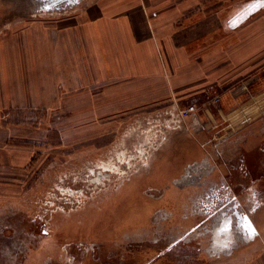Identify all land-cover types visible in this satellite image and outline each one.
I'll use <instances>...</instances> for the list:
<instances>
[{"label": "rangeland", "instance_id": "obj_1", "mask_svg": "<svg viewBox=\"0 0 264 264\" xmlns=\"http://www.w3.org/2000/svg\"><path fill=\"white\" fill-rule=\"evenodd\" d=\"M263 1L208 0L207 11L221 9L227 27L237 23L241 45L253 23H264ZM48 2L53 0H0V36L9 35L0 44L16 50L0 54V61L14 63L0 83L13 88L16 105L0 109V264H186L198 254L190 244L205 248L206 237L198 233L218 211L200 193L221 177L220 167L232 171L229 180L238 189L249 186L238 167L245 156L264 157V114L235 118L221 138L212 131L213 139L191 157V134H199L206 120L198 104H138L119 101L102 84L88 89L87 69L71 52L77 34L48 38L53 49L61 39L62 64L49 53H32L27 68L23 29L46 18L52 31V20L81 4L58 7L55 0L49 8ZM231 14L238 20L230 21ZM192 104L194 111L183 117L180 111ZM235 137L239 147L228 160L220 157L218 149ZM173 142L188 148L174 149ZM262 162L251 165L256 176L264 174Z\"/></svg>", "mask_w": 264, "mask_h": 264}, {"label": "crops", "instance_id": "obj_2", "mask_svg": "<svg viewBox=\"0 0 264 264\" xmlns=\"http://www.w3.org/2000/svg\"><path fill=\"white\" fill-rule=\"evenodd\" d=\"M80 1L76 12L51 21L50 24L54 25L52 31L46 27V18H39L38 23L23 29L22 53L27 68H30L28 60L34 59L32 53H49L51 59L62 64L64 50L61 39L53 49L46 45L48 38L53 33L61 37H75L77 34L78 44L71 48V52L76 56L78 66L82 63L87 69L88 89L102 84L105 88L110 87L119 101L138 104L169 100L180 101L182 106L198 104L199 116L206 120L200 125L199 134L195 137L191 134L195 139V155L191 157H198L196 150L202 147L203 142L213 139L212 131H219L221 138L226 132H231L224 130L229 129L227 124H234L235 118L264 114L263 20L253 23L246 41L240 45L239 25L230 22V27L225 26L221 9L207 11L208 0ZM237 17L231 14L230 21ZM6 35L9 42L8 32ZM6 35L2 34L0 40ZM2 46L0 44V54L6 50L12 54L16 52L10 43ZM257 53L258 58L255 57ZM13 66L12 60L0 61V76L8 77L6 70ZM35 72H30V75L34 76ZM13 91L5 80L0 83L1 110L11 111L16 106ZM215 96L220 97L219 102H213ZM211 104L216 108L211 109ZM248 131L251 134L254 129ZM234 140L231 138L221 150L218 149L220 157L228 160L229 151L239 147L241 142L237 137ZM173 143L174 149L188 148L187 143ZM245 143L247 148L251 141ZM259 159L264 163L262 156H245L244 161L237 163H240L238 168L245 169L243 179L250 182L244 189H238L229 180L232 171L220 167L221 177L216 180L215 176L214 183L202 190L200 195L211 197V203L218 211L207 220L204 232L198 233L206 237L202 242L205 248L201 250L198 245L190 244L189 248L198 254L192 253L186 264H264V174L256 176L252 173V166L258 165ZM231 162H235V158L228 164H221L227 168ZM166 179L171 178L166 176ZM168 191L175 193L177 190L171 188ZM177 192L186 193L187 190ZM207 208L201 212L206 213L209 211ZM213 227H218L220 233L227 231L220 235L221 247L232 244V240L226 243L223 238L229 235V227L230 232L231 229L237 231L238 238L230 251H211L213 235L210 231Z\"/></svg>", "mask_w": 264, "mask_h": 264}, {"label": "bare ground", "instance_id": "obj_3", "mask_svg": "<svg viewBox=\"0 0 264 264\" xmlns=\"http://www.w3.org/2000/svg\"><path fill=\"white\" fill-rule=\"evenodd\" d=\"M182 182V181H181ZM179 185V184H178ZM246 215V214H245ZM246 217V216H245ZM247 218V217H246ZM227 221V220H226ZM249 221V220H248ZM247 221V222H248ZM243 224V223H242ZM218 227H216V228H211V231H210V233L213 235L212 236V239L210 240L211 241V245H210V249H211V251H213V252H215V253H217V252H220V251H222V250H224L223 252H228V251H230L233 247H234V245H235V241H236V239L238 238L237 237V231L236 230H233L232 231V229H231V232H230V227H229V235H225V237H223L224 238V241L226 242V243H231L230 241L232 240V244H230V246H227V247H221L220 246V244L222 243V241H221V233H223V232H227V231H221V233H220V231L217 229ZM227 228V227H226ZM217 229V230H216ZM244 229V228H243ZM222 230V229H221ZM239 231H241V230H239ZM252 232V231H251ZM227 234V233H226ZM208 249V248H207ZM220 249H222V250H220ZM231 253V252H230Z\"/></svg>", "mask_w": 264, "mask_h": 264}, {"label": "built area", "instance_id": "obj_4", "mask_svg": "<svg viewBox=\"0 0 264 264\" xmlns=\"http://www.w3.org/2000/svg\"><path fill=\"white\" fill-rule=\"evenodd\" d=\"M217 97V96H215ZM215 101H218V99H215ZM194 111V105H190V107L188 108H184L180 111V113L182 114L183 117H187L189 116L192 112Z\"/></svg>", "mask_w": 264, "mask_h": 264}, {"label": "water", "instance_id": "obj_5", "mask_svg": "<svg viewBox=\"0 0 264 264\" xmlns=\"http://www.w3.org/2000/svg\"><path fill=\"white\" fill-rule=\"evenodd\" d=\"M78 1H80V0H78ZM59 4H58V2L56 3L55 2V0H53V3H51V2H48L50 5H47V7H54V3H56V5H58V7H62V5L61 4H63V5H65L66 3H71V2H73V0H59Z\"/></svg>", "mask_w": 264, "mask_h": 264}]
</instances>
